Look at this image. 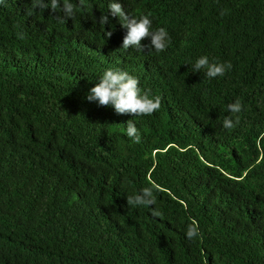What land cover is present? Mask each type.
I'll return each instance as SVG.
<instances>
[{
  "label": "trees",
  "instance_id": "1",
  "mask_svg": "<svg viewBox=\"0 0 264 264\" xmlns=\"http://www.w3.org/2000/svg\"><path fill=\"white\" fill-rule=\"evenodd\" d=\"M72 2L65 23L31 0L0 5V264H264V0H118L166 28L159 53L150 38L121 48V21L98 22L111 0ZM202 55L232 69L193 73ZM110 68L161 96L160 110L87 101ZM150 181L156 205L126 206ZM193 219L202 239L186 237Z\"/></svg>",
  "mask_w": 264,
  "mask_h": 264
},
{
  "label": "clouds",
  "instance_id": "2",
  "mask_svg": "<svg viewBox=\"0 0 264 264\" xmlns=\"http://www.w3.org/2000/svg\"><path fill=\"white\" fill-rule=\"evenodd\" d=\"M4 0H0V5ZM80 7L84 6V0H78ZM32 10L45 11L51 9L53 13H62L54 19L58 23H65V18H73L77 9V4L72 0H31ZM109 12L106 15H100L98 22L101 25L109 23V15L118 18L120 28H125L126 35L123 38L121 48L128 50L133 48L137 51H143L144 46L141 42L145 38H150V48L155 52H164L171 44V37L164 27L153 30V21L150 18L151 13L130 17L124 10L123 5L118 0H111L108 5ZM31 15V12L28 13ZM225 10H221L220 15L224 16ZM27 33L23 30L18 31L16 36L20 40L26 38ZM105 37L110 38L112 32L104 33ZM172 36V35H171ZM172 37H176L173 35ZM232 69L231 62H219L215 58L211 59L207 55H202L196 59L192 65V72H203L205 78L211 80L217 77H223L226 72ZM139 79L125 70L118 68L107 69L99 78V82L92 87L85 99L89 102H97L98 106H112L117 114H131L133 116H151L160 110L162 106V97L152 96L149 91L142 90ZM228 111L232 116H225L222 127L229 132L239 126L241 120L239 113L244 109L242 101L237 98L234 103L227 105ZM233 116L235 117L233 119ZM126 135L134 144L141 143V133L133 120L127 121ZM150 187L142 188L138 193L126 196V206L128 207H150L156 205L155 191L159 190V185L155 181H150ZM185 209L187 205L185 204ZM151 216L162 218L163 213L157 207H151ZM186 237L189 240L202 239L200 226L196 220H191L187 226Z\"/></svg>",
  "mask_w": 264,
  "mask_h": 264
}]
</instances>
